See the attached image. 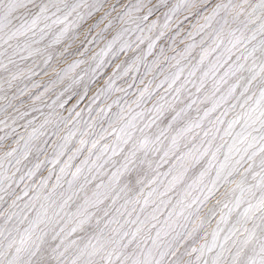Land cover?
Instances as JSON below:
<instances>
[{
	"label": "snow or ice",
	"instance_id": "snow-or-ice-1",
	"mask_svg": "<svg viewBox=\"0 0 264 264\" xmlns=\"http://www.w3.org/2000/svg\"><path fill=\"white\" fill-rule=\"evenodd\" d=\"M0 264H264V0H0Z\"/></svg>",
	"mask_w": 264,
	"mask_h": 264
}]
</instances>
